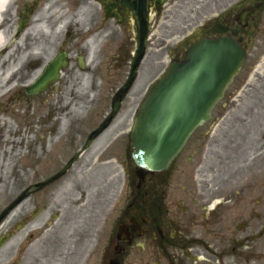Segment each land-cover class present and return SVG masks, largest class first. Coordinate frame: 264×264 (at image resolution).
<instances>
[{
	"label": "flooded vegetation",
	"instance_id": "obj_1",
	"mask_svg": "<svg viewBox=\"0 0 264 264\" xmlns=\"http://www.w3.org/2000/svg\"><path fill=\"white\" fill-rule=\"evenodd\" d=\"M77 1L89 10L90 35L107 36L104 50L120 52L126 75L120 87L142 42L144 90L201 39L231 37L246 56L210 122L165 171L143 173L130 159L129 116L119 117L128 93L118 107L111 99L110 112L83 130L72 121L69 136L56 142L54 121L68 112L62 106L71 97L69 69L77 70L82 58L58 51L45 63L30 51H5L2 71L11 88L0 96V115L34 105L45 113L37 118L39 128L49 129L39 132L43 154L37 146L25 158L21 191L1 201L0 215L21 198L0 219V264H33L46 254L63 264H264V126L254 131L264 122V0ZM13 3L16 24L25 22L20 37L38 15L40 0ZM61 55L56 81L28 94ZM119 121L94 163L93 144ZM95 164L113 165L121 184L111 188L106 174L92 181Z\"/></svg>",
	"mask_w": 264,
	"mask_h": 264
},
{
	"label": "rangeland",
	"instance_id": "obj_2",
	"mask_svg": "<svg viewBox=\"0 0 264 264\" xmlns=\"http://www.w3.org/2000/svg\"><path fill=\"white\" fill-rule=\"evenodd\" d=\"M56 2V5L61 0H51V3ZM67 3L65 8L73 11L77 6L76 0H64ZM212 2L214 0H211ZM49 0H40V9L41 12L44 5H46ZM44 4V5H43ZM65 5V4H64ZM81 8V7H80ZM17 9L14 6L13 0L11 5L7 8L4 15H2L3 24L0 25V32L3 34L4 42L2 46H0V53L5 52L6 50L13 51V53L32 51L31 47L38 46L37 50L38 54L44 59V62H48L56 52H69V56L72 59L76 56H84L85 68L74 71L73 66L70 67L69 71L72 74L71 78V98L72 109L74 110V116L69 119L65 118L63 114L62 117L55 118V126L57 131L56 142L61 138H67L69 136V129H71V121H74L76 118L75 112L80 108L82 110V115L78 116L79 118H84L82 120H76L74 123V127L76 130H83L86 124L95 120L96 116L105 115L109 112V100L112 98V95L117 90V88L122 84L126 77L125 73H123L124 69V61L120 58V52H112L111 50H104L103 46L105 41L107 40V36H101L97 34L94 36V41L91 40L90 44L86 43V37L88 33H91L92 24L90 22L88 9L85 7L81 8V16L75 17L77 19L76 23H72V27L70 30L64 34V31L60 29L57 36L51 40L49 38H44L42 36H38L34 33V27L36 26L35 20L31 22L30 29L19 37L18 39H13V34L16 32L17 24L15 20V10ZM80 12V11H79ZM39 14V13H38ZM10 16V20L8 21L7 16ZM53 30L50 32L52 33ZM85 34V35H84ZM77 46V50L74 51V46ZM102 45V49L101 48ZM107 47V46H106ZM33 55L35 54L34 52ZM14 54H10L9 56H13ZM118 56H116V55ZM5 55V54H3ZM8 60L7 56H4L0 61V96H4L11 87H7V80L9 77L6 71H2V68L6 65ZM142 73H146V69L144 70V64L142 65ZM80 74H86L88 76L87 80V96L85 98H80L79 103H77V98L80 95H77L78 91L81 89V81L78 80V76ZM143 74V76H144ZM141 77L137 80V85H134L132 90L125 98V103H123L120 112V115L125 117V119L129 116V121L131 120L130 115L133 114L132 109H136V104L134 106L133 101H139L142 98V95L145 93L143 86L141 87ZM1 99V98H0ZM76 104V105H75ZM62 109H66L65 103L62 106ZM13 113L9 114H1L0 115V138H4L7 134V131H16L18 125V129L21 131H28L29 138L25 145V151L20 150L19 154L14 156L12 159H8L4 161L0 158V202L7 199L8 195L20 192L22 189V180L24 177V166L23 159L26 155L30 154L31 151L38 150L40 154H43L42 144H39V137L44 135L42 132L39 133L43 128H38L37 118H40L41 115L44 116L43 113H40L39 109L32 105L30 110H22L21 108H14ZM69 114V111L67 115ZM62 119H66V121H62ZM49 121V119H48ZM95 123V122H94ZM257 127L254 131L258 130V127H263L264 122L259 121L256 125ZM45 130L49 129V125L46 126ZM113 136L100 144L94 151H90L91 159L93 158L94 163L98 160L102 149L112 140ZM35 142V145H33ZM25 154V155H24ZM24 155V157H23ZM98 169H100L98 171ZM117 170L111 166H107V168L98 167L97 164L94 165L93 177L92 181L96 182L97 177L99 175H109L111 178L109 186L113 188L114 186L118 187L121 182L119 181V176L115 178L117 174ZM79 199V197L77 198ZM63 234V232L61 233ZM40 258H34L35 261L33 264H58L63 259H57L55 256L45 255ZM63 264V263H59Z\"/></svg>",
	"mask_w": 264,
	"mask_h": 264
},
{
	"label": "water",
	"instance_id": "obj_3",
	"mask_svg": "<svg viewBox=\"0 0 264 264\" xmlns=\"http://www.w3.org/2000/svg\"><path fill=\"white\" fill-rule=\"evenodd\" d=\"M244 56L231 38L201 40L186 52L181 63L166 69L145 96L131 130V159L142 172L164 171L193 131L209 121L210 112L237 76ZM140 57L134 60L129 81L115 104L133 82ZM60 65V59L53 62L45 78L27 92L36 94L55 80Z\"/></svg>",
	"mask_w": 264,
	"mask_h": 264
},
{
	"label": "bare ground",
	"instance_id": "obj_4",
	"mask_svg": "<svg viewBox=\"0 0 264 264\" xmlns=\"http://www.w3.org/2000/svg\"><path fill=\"white\" fill-rule=\"evenodd\" d=\"M11 2H12V0H0V24L2 22L1 21L2 15L6 12L8 6L11 4ZM47 8L48 7H46L45 9H42L41 12H39V14L36 15V17H35L36 26L34 27V33L37 34L38 36H42L44 38H49V40H51V39L55 38L58 34V30L57 29L53 30L52 28L56 27L57 18L59 16L60 12L59 11L55 12L58 9V7L56 5V2H54V1L52 4H50L49 8L48 9ZM79 15L80 16L82 15L81 11L78 13H73V11L69 10L67 13L66 19L71 24V23H73V19ZM76 22H77V19H76ZM51 30H53L52 33L50 32ZM2 36H3V34L0 32V46H2V44L4 42V39ZM37 48H38V46H33V47H31L32 51H30V50H28V51L35 52L34 50H37ZM33 56L37 57V58H41V55L38 54V51H36ZM77 78H78V80L81 81V89L77 93V95H80L79 98H77L79 100L80 98H85L87 96L86 85H87L88 76L86 74H80ZM68 109H69L68 116L72 118L74 116V110L72 109V102L71 101H69ZM75 114H76L75 117L81 116L82 110H80V108H78V110L75 112ZM120 121L118 123H116L115 125L111 126L108 131H106L104 134H102L95 141V143L93 144V147L91 148L92 151H94L95 148L100 146V144H103L104 142H106L110 138V136L112 137L114 135Z\"/></svg>",
	"mask_w": 264,
	"mask_h": 264
}]
</instances>
